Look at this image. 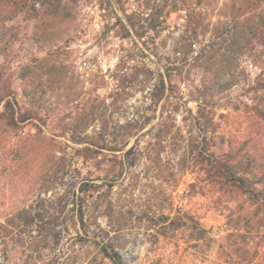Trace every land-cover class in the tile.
I'll use <instances>...</instances> for the list:
<instances>
[{"label":"rangeland","instance_id":"rangeland-1","mask_svg":"<svg viewBox=\"0 0 264 264\" xmlns=\"http://www.w3.org/2000/svg\"><path fill=\"white\" fill-rule=\"evenodd\" d=\"M263 200L264 0H0V264H264Z\"/></svg>","mask_w":264,"mask_h":264},{"label":"trees","instance_id":"trees-1","mask_svg":"<svg viewBox=\"0 0 264 264\" xmlns=\"http://www.w3.org/2000/svg\"><path fill=\"white\" fill-rule=\"evenodd\" d=\"M246 28H247V27H246ZM246 28L243 29V30H241V31H238V32L236 33V36L240 34L241 36H243V38H245L246 33H247V32H246ZM257 32H258V31H254V32H251V33L249 32V33H248V34H249V37L246 38V41H245V43H244L245 46H247V45L251 42V39L254 38V36H253L254 33H257ZM248 34H247V35H248ZM250 36H251V37H250ZM238 37H239V36H238ZM238 37H237V38H238ZM238 39H239V38H238ZM243 48H244V46H243ZM5 112H6V114H8V102H6V104H5ZM239 182H240V184H241V183H243V180H242V179H241V180L239 179ZM248 193H249V192H248ZM250 193H252V192H250ZM263 202H264V200H263Z\"/></svg>","mask_w":264,"mask_h":264},{"label":"built area","instance_id":"built-area-1","mask_svg":"<svg viewBox=\"0 0 264 264\" xmlns=\"http://www.w3.org/2000/svg\"><path fill=\"white\" fill-rule=\"evenodd\" d=\"M84 65H87L86 63Z\"/></svg>","mask_w":264,"mask_h":264}]
</instances>
